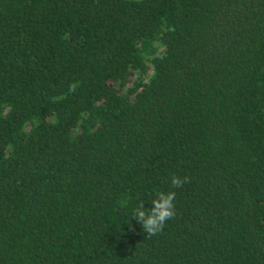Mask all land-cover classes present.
<instances>
[{"label": "trees", "instance_id": "1", "mask_svg": "<svg viewBox=\"0 0 264 264\" xmlns=\"http://www.w3.org/2000/svg\"><path fill=\"white\" fill-rule=\"evenodd\" d=\"M0 264H264V0H0Z\"/></svg>", "mask_w": 264, "mask_h": 264}, {"label": "clouds", "instance_id": "2", "mask_svg": "<svg viewBox=\"0 0 264 264\" xmlns=\"http://www.w3.org/2000/svg\"><path fill=\"white\" fill-rule=\"evenodd\" d=\"M187 178H180L172 175L170 183L173 188L182 187ZM174 191H158L151 201V207L145 208L144 202H140L132 208L130 217L138 222L143 229L144 235L152 237L161 233L167 221L175 216Z\"/></svg>", "mask_w": 264, "mask_h": 264}]
</instances>
